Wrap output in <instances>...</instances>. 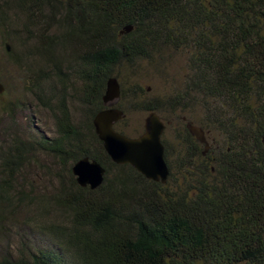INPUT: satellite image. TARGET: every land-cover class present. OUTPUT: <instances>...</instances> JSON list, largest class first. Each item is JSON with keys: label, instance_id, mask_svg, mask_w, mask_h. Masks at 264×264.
<instances>
[{"label": "trees", "instance_id": "1", "mask_svg": "<svg viewBox=\"0 0 264 264\" xmlns=\"http://www.w3.org/2000/svg\"><path fill=\"white\" fill-rule=\"evenodd\" d=\"M0 47L55 124L44 134L20 97L4 112L0 264H264V0H0ZM177 55L186 71L166 94L120 80ZM112 76L128 105H112L116 131L144 132L123 128L128 107L173 128L166 184L112 161L97 135ZM39 150L54 160L40 165L49 187L28 170ZM83 157L106 170L96 189L72 172Z\"/></svg>", "mask_w": 264, "mask_h": 264}, {"label": "water", "instance_id": "2", "mask_svg": "<svg viewBox=\"0 0 264 264\" xmlns=\"http://www.w3.org/2000/svg\"><path fill=\"white\" fill-rule=\"evenodd\" d=\"M104 1V0H99ZM126 27V31L131 30ZM7 51L11 47L6 44ZM5 86L0 80V94ZM121 86L117 77L107 80L103 102L106 108L98 111L93 124L99 138L104 143V148L112 161L117 164H131L146 178L166 184L170 174L169 166L165 160V148L162 135L165 123L160 116L152 111L145 119L144 132L137 137H129L114 129V124L124 117V111L112 105L120 98ZM188 128L196 138L205 144V150L209 149L204 130L194 124H188ZM105 168L95 159L83 157L72 166V172L76 176L77 183L82 187L89 186L96 189L104 181Z\"/></svg>", "mask_w": 264, "mask_h": 264}, {"label": "rangeland", "instance_id": "3", "mask_svg": "<svg viewBox=\"0 0 264 264\" xmlns=\"http://www.w3.org/2000/svg\"><path fill=\"white\" fill-rule=\"evenodd\" d=\"M0 48V80L5 85L4 92L0 94V125L2 119L5 118L6 113L4 112L6 107L10 104V102L17 101V97H20L24 101H29L32 103L33 120L40 130L43 131V133L47 136H53L55 133L53 114L43 107H37L36 104L32 102L33 100L30 97L29 92H27V82L25 81V77H23L24 73L22 68L14 62L7 61L5 59L6 56L3 50L4 48ZM185 71V58L182 55H177L176 57L174 56L173 62L168 65V67L162 73L155 72L148 65H143L142 70H140V72L136 75L131 70H124L120 80L125 87H129L134 83L140 84L142 87L147 89L149 96L163 95L170 90L171 86L179 83ZM118 104L121 106H128L126 101L119 102V99L113 104V106ZM71 109L72 112L75 113L76 110L72 104ZM127 109L129 111L126 121L123 123V128L126 132L135 135L137 130L143 128L145 119L150 112L140 113L131 111L129 107ZM2 129L0 130L2 132L1 135H7L8 133L6 132V129L4 131ZM173 134V128L165 126L163 135L168 141L173 140ZM6 148L7 147L4 149ZM32 157L33 160L31 161V164L29 165L30 168L28 169L31 171L30 176L32 182L37 186H41L42 183H46L48 187L51 184H54V180H49L44 173V169L40 166L52 164L54 160H52L50 156L43 154V152L40 150L36 151L35 155ZM10 235L11 249L15 251V249L19 247V241L15 236L14 229L11 231Z\"/></svg>", "mask_w": 264, "mask_h": 264}]
</instances>
